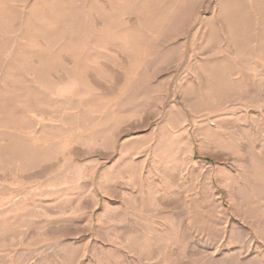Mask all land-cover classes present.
Masks as SVG:
<instances>
[{
    "label": "rangeland",
    "instance_id": "obj_1",
    "mask_svg": "<svg viewBox=\"0 0 264 264\" xmlns=\"http://www.w3.org/2000/svg\"><path fill=\"white\" fill-rule=\"evenodd\" d=\"M0 264H264V0H0Z\"/></svg>",
    "mask_w": 264,
    "mask_h": 264
}]
</instances>
